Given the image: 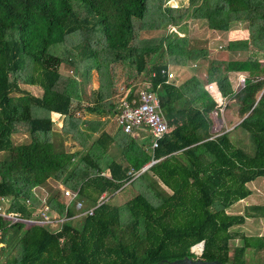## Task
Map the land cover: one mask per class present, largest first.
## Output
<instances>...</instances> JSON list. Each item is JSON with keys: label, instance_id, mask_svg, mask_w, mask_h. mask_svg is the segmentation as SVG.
I'll list each match as a JSON object with an SVG mask.
<instances>
[{"label": "trees", "instance_id": "16d2710c", "mask_svg": "<svg viewBox=\"0 0 264 264\" xmlns=\"http://www.w3.org/2000/svg\"><path fill=\"white\" fill-rule=\"evenodd\" d=\"M174 1L176 9L157 0L151 12L150 0H0V198L10 201L7 211L29 216L41 204L34 192L39 188L51 210L73 215L72 202L65 212L62 193L48 179L77 190L82 210L95 206L101 194L109 198L93 215L58 229L0 217V264H156L185 256L264 264V231H230L246 219L264 220V190L263 202L247 205L243 215L225 212L251 194L247 184L264 181V62L245 57L264 54V0ZM185 20L204 23L208 36L220 39L244 24L247 38L225 39L223 46L239 57L211 59L207 37L189 38ZM76 44L79 56L93 58L87 68L96 73L86 105L75 78L61 71ZM103 48L111 54L106 65L94 59ZM116 64L123 67L120 75ZM192 65L203 69V78L192 75L176 85L160 73ZM233 74L245 75L236 93L228 79ZM141 75L169 128L155 151L148 141L104 129L106 116L117 112L112 94L118 77H125L130 97ZM21 81L40 94L21 89ZM208 84L233 103L241 120L233 131L248 138L252 154L237 136L213 131L211 114L219 115L220 105ZM34 109L45 113L35 115ZM83 112L99 119H80ZM53 115L62 120L59 130ZM18 128L26 141L13 139ZM126 186L140 190L123 205L112 204ZM236 239L241 245L232 249ZM197 245L199 253L190 250Z\"/></svg>", "mask_w": 264, "mask_h": 264}, {"label": "rangeland", "instance_id": "374dc122", "mask_svg": "<svg viewBox=\"0 0 264 264\" xmlns=\"http://www.w3.org/2000/svg\"><path fill=\"white\" fill-rule=\"evenodd\" d=\"M157 0H150V5H151V12H154L155 9L153 8V4L154 2H156ZM169 5H176L177 3L174 0H168ZM170 7V6H169ZM181 24L186 25L187 28V36L190 37H204L206 36L208 39V53H209V57L211 59H217V60H228V59H235L239 57V54H235V55H230L227 52H225L223 50V46L225 44V41L227 40V38H224L222 36L221 39L216 38L215 36L209 37L208 36V30L205 27L204 23H200L197 21H191V20H185L184 22L182 21ZM233 30H238V32L240 31V34L235 35V36H228L231 37V39L234 40H242V39H246L247 38V31L244 29L245 25L244 24H235L233 27ZM166 29L171 32L174 33V31L178 32L177 27H171V26H167ZM163 30V29H162ZM161 30V31H162ZM161 31H159V33H161ZM179 33V32H178ZM146 37H149V34H147V32L143 33ZM153 33H151L150 35H152ZM227 36V35H226ZM224 38V39H223ZM226 39V40H225ZM77 46V44H76ZM80 44L74 48V54H72V61H70L69 63L64 62L63 66L61 67V71L62 73H64L67 77H74L75 80L78 83V95L80 99V103L82 105H86L88 104L90 101V93L92 90V87L95 83V71L94 69H88V65H92V61L93 58H86L85 55L79 56L78 53L82 51V49L80 48ZM71 56V54L69 55ZM246 56H250L253 59H259L260 62H264V54L263 53H255L254 51L249 52L248 54L245 55ZM94 59L100 64V65H106L108 64L111 59V54L109 52V50L107 49H100L98 50L95 55H94ZM109 61V62H108ZM117 67V74H122L123 73V67L120 66L119 64H116ZM167 69L169 70V72H171L174 75V79H175V83L179 82L183 79V78H187L190 77L191 75H198L201 76L202 78L203 76V69H201L200 67H198L197 65H192V66H186V67H181V66H168ZM89 70L87 73L86 71ZM26 73V71H25ZM202 74V75H201ZM182 75H185V77H182ZM239 80L244 79L245 75H241V77H238ZM232 82H238L236 80V78H231ZM148 79L145 75H143L142 77H140V79L138 80L137 85H135V90H139L141 88H144V86H146V83ZM134 82V81H133ZM132 82V83H133ZM135 83V84H136ZM125 77H118L117 82L115 83V87L113 88V94H112V99L115 103V105H117L120 96H122L126 91V87H125ZM236 84V83H235ZM20 87L21 89H25L28 90L29 92L33 93L34 95H38L40 94L41 90L39 87L37 86H33V85H26L23 83V81H21L20 83ZM34 114L37 115V113H40L39 116L43 115L45 112L43 111H37L36 109H34ZM37 112V113H36ZM220 113V112H219ZM221 117V122L220 125L221 127L219 128V125H215V131H225V132H230L232 136H237L238 138H240L242 140L241 143V147L248 153V154H252L253 148L250 145V142L248 140V138L242 136L240 134V132L238 131H233V128L235 126H237L240 123V118L236 112V108L233 106V103L230 102V104L227 105V107H225L223 109V113L220 114ZM52 118L55 121V125H54V130H59V128L62 126V120L60 117H58L57 115H53ZM80 119H89V118H94V117H90L89 114L87 113H81L79 115ZM101 119H103V117H101ZM105 122V130L108 133H112L114 134L115 132L117 133L118 128L116 127L115 121H114V115H107L106 118L104 119ZM20 132H17L15 134H13V139L16 140V142H24L27 140V136L22 134L23 133V128H18ZM138 133V132H137ZM146 134L143 135H139L141 139H143V137ZM95 137V134L92 135V138ZM147 137V135H146ZM91 138V139H92ZM66 145H70V141L65 142ZM73 144V143H72ZM47 182L49 184H51L52 186H57L59 190H61L63 188V186L61 184H58L57 182H54L51 179H48ZM247 187L250 188L251 190V194L249 196H247L246 198L239 200L238 202L234 203L233 205H231L230 207H228V209L225 211L227 214L230 215H243L244 214V209L247 205L250 204H258V203H262L263 202V190H264V181L263 178H256L255 180H253L251 183L247 184ZM65 188V187H64ZM139 188L138 187H133V186H126L124 188V190L122 192H119V194L115 195L114 198L111 200V203L114 205H123L126 201L130 200L131 198H133V196L135 194H137L139 192ZM36 196H39V198H44V191L42 189L37 188L36 190H34ZM62 197H63V193H62ZM9 200H5L4 198H0V213L4 214L8 205H9ZM41 203V201H40ZM230 231L232 232H236V233H243L245 235L248 236H255V235H261L264 231V220L262 219H246L245 223L241 226H235L232 227L230 229ZM241 242L236 239L234 241H231L230 246L233 249L236 246H240ZM201 249V245H197L194 246L193 248H191L190 250H192L195 253H199ZM232 253V251H231Z\"/></svg>", "mask_w": 264, "mask_h": 264}, {"label": "built area", "instance_id": "2783aa9c", "mask_svg": "<svg viewBox=\"0 0 264 264\" xmlns=\"http://www.w3.org/2000/svg\"><path fill=\"white\" fill-rule=\"evenodd\" d=\"M169 6L172 9H176L177 7L176 5L171 4ZM173 32L178 37H182L181 33L174 30ZM160 73L165 75L166 78H172V74L168 70H161ZM244 80L245 78L238 80L237 84L233 88L234 93L244 87ZM148 87L149 84L147 82L144 88L137 90V92L131 94L130 97H128L129 90H125L126 92L119 98L117 112L114 114V121L118 130L127 135H134L135 133L144 130L148 135L149 150L155 151L159 147V141L169 131V128L159 111V103L156 93L151 91ZM206 90L213 95L219 103L220 114H222L223 109L230 104V99H220L218 91H216L212 84H208L206 86ZM156 162L157 161H152L150 164L143 167L140 173L144 172ZM136 175H139V173ZM60 192L63 193L64 211L66 212L68 206L72 202L73 210L75 212L73 215H58L50 209V207L45 203V199L42 198L40 199L41 204L36 207V209L32 211L29 216H23L20 213H9L6 209L4 214L0 213V217L9 221L10 224L23 223L25 225H40L47 226L51 229H58L64 222L75 221L84 216L93 215V211L96 207L109 199L106 194H101L95 206L91 207V209L82 210V202L77 199V190H71L63 187ZM25 203L28 205L29 200Z\"/></svg>", "mask_w": 264, "mask_h": 264}, {"label": "crops", "instance_id": "0c3cea01", "mask_svg": "<svg viewBox=\"0 0 264 264\" xmlns=\"http://www.w3.org/2000/svg\"><path fill=\"white\" fill-rule=\"evenodd\" d=\"M233 30H231V31H228L227 32V36H226V38H227V40H234V39H231V37H228V36H231V32H232ZM234 31H238V30H234ZM213 36H215L216 38H218V39H220V36H218V35H213ZM111 60V59H110ZM109 60V61H110ZM108 61V62H109ZM168 70V69H167ZM166 71V70H165ZM169 71V70H168ZM171 73V72H170ZM172 74V73H171ZM143 75H141V76H139L138 78H137V82H138V80L140 79V77H142ZM192 76V75H191ZM190 76V77H191ZM204 76V75H203ZM182 77H185V75H182ZM190 77H185V78H183L181 81H180V83L182 84L184 81H186L187 79H189ZM238 77H241V74H233V75H230V76H228V79H231V78H236V80L238 81L239 80V78ZM166 81H168V82H173L174 84H176V85H178V84H180L179 82H176L175 83V79H174V75L172 74V78H166ZM145 83H147V82H145ZM236 84H237V82H235ZM235 83H233L232 82V79H231V84H232V87L234 88L235 87ZM125 85V84H124ZM132 86H134L135 87V85H137V83L136 84H131ZM96 86V84H94L93 85V87H92V89L94 88ZM126 87V86H125ZM145 87V86H144ZM41 90V89H40ZM126 90H129L130 91V88H127ZM135 92H137V90H134L133 91V93H135ZM132 93V94H133ZM90 117H94V116H91V115H89ZM184 117V116H183ZM92 119H99V118H97V117H94V118H89V119H86V120H92ZM182 119H184V118H182ZM211 119H212V121H213V123H214V125H213V131H215V130H218V129H215V125L217 124V125H219L218 127L220 128L221 127V125H220V122H221V117H220V113H219V115L218 114H216L215 112H213L212 114H211ZM100 120H102L101 118H100ZM215 132H219V131H215ZM110 135H112V133H109ZM143 134H146V132L144 131V130H142V131H139L138 133H135L134 135H132L133 137H134V139H137L139 142H143V141H148V144H149V139H148V135H147V137H146V135L143 137V139H141L140 138V136L139 135H143Z\"/></svg>", "mask_w": 264, "mask_h": 264}, {"label": "water", "instance_id": "95a60500", "mask_svg": "<svg viewBox=\"0 0 264 264\" xmlns=\"http://www.w3.org/2000/svg\"><path fill=\"white\" fill-rule=\"evenodd\" d=\"M156 264H224L218 260H202V259H191L185 256L183 259L175 261L162 260Z\"/></svg>", "mask_w": 264, "mask_h": 264}]
</instances>
